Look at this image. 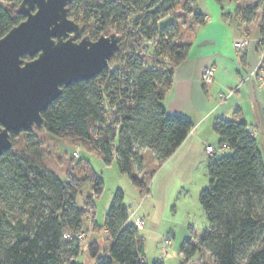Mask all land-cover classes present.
<instances>
[{
	"label": "trees",
	"instance_id": "obj_1",
	"mask_svg": "<svg viewBox=\"0 0 264 264\" xmlns=\"http://www.w3.org/2000/svg\"><path fill=\"white\" fill-rule=\"evenodd\" d=\"M248 1L255 5L238 6L228 16L247 32L261 11V49L264 0ZM20 3L0 0V38L25 19L18 11ZM196 3L72 0L76 12L69 8V17L83 26L79 39L97 40L116 33L122 36L121 47L101 75L62 88L61 96L42 113L44 131L93 148L108 166L116 160L119 171L128 174L143 193L142 151L151 150L162 166L194 128L190 118L168 115L164 100L175 69L186 61L192 47L182 40L175 13L192 15L198 25H204L207 17L195 11ZM163 18L172 19L162 22ZM213 129L220 149L229 153L208 157L209 185L200 193L208 225L200 235L191 228L190 237L181 245L182 264L194 259L209 264L206 255L213 264H264V156L242 118H218ZM11 138L12 149L0 156V264H79L77 258L85 251L94 264H148L121 190L115 193L100 227L94 199L102 195L104 181L91 163L75 161L82 171L77 176L71 171L72 162L64 181L46 165L45 152L33 133L11 134ZM87 187L85 205L79 207L78 196ZM91 211L95 228L110 242L104 253L97 240L88 242L85 251L80 245L78 236L84 233Z\"/></svg>",
	"mask_w": 264,
	"mask_h": 264
},
{
	"label": "rangeland",
	"instance_id": "obj_2",
	"mask_svg": "<svg viewBox=\"0 0 264 264\" xmlns=\"http://www.w3.org/2000/svg\"><path fill=\"white\" fill-rule=\"evenodd\" d=\"M94 3L101 0H93ZM239 1V2H238ZM227 3L238 2V6L251 7L255 3L248 0H223ZM211 3L218 4L217 0H197L195 11H205L211 8ZM74 13L75 4L70 5ZM181 32L188 34L187 27L192 25V20L188 14L177 11ZM193 17V16H192ZM263 14L257 12L255 24H259ZM172 18H163L162 22H167ZM74 20V19H72ZM184 24L186 27H184ZM254 25V24H252ZM245 27V26H244ZM254 26H251L253 28ZM249 31V26L246 27ZM247 31V32H248ZM246 32V31H245ZM250 32V31H249ZM259 31L252 32L256 35ZM81 37V35H80ZM79 37V38H80ZM36 143L40 145L45 152V162L50 170L55 172L62 180H67L68 171L71 168L73 175L80 176L81 168L75 165L79 160H87L91 163L94 171L103 178L104 191L99 198L94 199L95 221L102 227L105 222L106 214L111 206L113 197L118 190L124 193V203L130 213L133 211L136 216L142 218L145 230H140L139 235L144 243L145 259L148 264L161 260L164 264H182L185 257L181 253V245L184 240L190 237L191 228L196 234L203 232L207 228L208 221L200 204V193L209 185L207 173V160L209 156H221L226 150L220 149L219 142L212 144L215 154H206L205 159H200L198 154L179 155L175 161L164 163L159 166L151 150L142 151L144 159L143 177L146 190L142 193L132 182L128 174H122L119 171L117 161L114 160L109 166L106 165L99 154L93 148L85 147L71 139H58L48 134L46 131H34ZM219 141V140H218ZM263 142V143H262ZM260 142L264 146V141ZM75 153H78L77 155ZM225 153H229L226 151ZM264 153V150H263ZM74 156V158H73ZM264 156V154H263ZM76 161V162H75ZM137 174V171L134 170ZM90 188L83 189L78 196V206L84 207ZM17 211V210H16ZM19 213V211H18ZM91 211L85 220V230L82 233L80 245L86 250L88 242L97 240L102 253L106 251L109 245L108 237L103 231H97L93 222ZM157 225L158 230H150L152 225ZM176 231V240L168 248L167 256L162 253L161 246L166 240H170L169 231ZM166 243V242H165ZM209 264H213L212 258L206 255ZM79 264H94V260L85 251L83 255L77 258ZM190 264H198L195 259Z\"/></svg>",
	"mask_w": 264,
	"mask_h": 264
},
{
	"label": "water",
	"instance_id": "obj_3",
	"mask_svg": "<svg viewBox=\"0 0 264 264\" xmlns=\"http://www.w3.org/2000/svg\"><path fill=\"white\" fill-rule=\"evenodd\" d=\"M71 1L21 0L25 19L0 38V156L13 147L11 134L45 129L42 113L63 87L101 75L120 50L116 33L79 39Z\"/></svg>",
	"mask_w": 264,
	"mask_h": 264
},
{
	"label": "crops",
	"instance_id": "obj_4",
	"mask_svg": "<svg viewBox=\"0 0 264 264\" xmlns=\"http://www.w3.org/2000/svg\"><path fill=\"white\" fill-rule=\"evenodd\" d=\"M217 1L218 4L211 3L210 9L200 11L207 17L206 24L198 25L194 16L189 15L192 25L182 29L189 31L186 35L188 38L181 32L182 40L191 43L192 47L186 61L174 71L172 87L165 97L164 107L168 115L190 118L194 128L166 163L175 161L179 155L185 157L192 153L205 159L208 154L206 147H213L212 144L219 142L213 129L214 121L218 118H242L252 129L264 154V146L260 143L264 141V94L257 78L250 77L263 51V48L259 49L260 32L252 34L259 31V24L252 23L254 25H249L250 32H243L239 23L228 16L235 13L239 1L227 6L223 0ZM244 38L250 40L248 48L236 49L235 44ZM208 67L215 68V75L212 82L204 84L202 75ZM231 91L233 94H230ZM150 230L156 232L158 226L154 224ZM168 235L171 236L172 246L176 231L170 229Z\"/></svg>",
	"mask_w": 264,
	"mask_h": 264
},
{
	"label": "built area",
	"instance_id": "obj_5",
	"mask_svg": "<svg viewBox=\"0 0 264 264\" xmlns=\"http://www.w3.org/2000/svg\"><path fill=\"white\" fill-rule=\"evenodd\" d=\"M250 45V40L248 38H244L243 40L237 42L235 44L236 49L238 50H245L246 48H248V46ZM263 66H264V48L259 60L258 65L253 68L250 72V77H255L257 78L259 87L261 88L263 94H264V71H263ZM214 75H215V68L214 67H208L204 70L203 75H202V81L204 84H208L210 82H212V80L214 79ZM230 94H233V92L231 91ZM206 151L208 154H214L215 153V149L212 146H207L206 147ZM76 155L78 153H75ZM129 221L140 231L143 230L144 226H143V221L142 218H140L139 216H136V213L133 211L132 213L129 212ZM83 235H79L78 238L81 240ZM166 242V243H165ZM164 242V244L161 246L162 248V253H164V256H167L168 254V248H170L171 245V241L170 240H166Z\"/></svg>",
	"mask_w": 264,
	"mask_h": 264
}]
</instances>
